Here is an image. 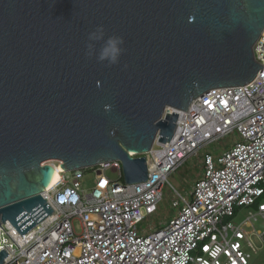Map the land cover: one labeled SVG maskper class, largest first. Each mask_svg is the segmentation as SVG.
<instances>
[{
	"label": "water",
	"instance_id": "95a60500",
	"mask_svg": "<svg viewBox=\"0 0 264 264\" xmlns=\"http://www.w3.org/2000/svg\"><path fill=\"white\" fill-rule=\"evenodd\" d=\"M98 26L123 39L117 64L86 55ZM263 29L264 0H0V227L23 235L52 214L51 160L119 159L126 183L147 180L130 152L172 138L171 108L253 81Z\"/></svg>",
	"mask_w": 264,
	"mask_h": 264
},
{
	"label": "built area",
	"instance_id": "2783aa9c",
	"mask_svg": "<svg viewBox=\"0 0 264 264\" xmlns=\"http://www.w3.org/2000/svg\"><path fill=\"white\" fill-rule=\"evenodd\" d=\"M253 51L263 66L253 81L205 91L189 110L171 108L179 113L172 138L161 142L157 134L150 150L130 152L145 156L147 180L126 183L121 160L111 159L92 165L89 190L81 184L84 167L65 177L62 161L51 160L60 179L43 195L53 212L23 235L9 221L0 227V249L8 252L2 264H249L245 247L264 245V230L248 229L252 218H264V29ZM228 135L229 148L204 154L191 197L169 182L186 159ZM166 183L177 196L174 217L140 232L138 224L158 211ZM254 205L245 220H233L237 208Z\"/></svg>",
	"mask_w": 264,
	"mask_h": 264
},
{
	"label": "rangeland",
	"instance_id": "374dc122",
	"mask_svg": "<svg viewBox=\"0 0 264 264\" xmlns=\"http://www.w3.org/2000/svg\"><path fill=\"white\" fill-rule=\"evenodd\" d=\"M233 140L232 135H228L225 139L221 141L211 142L205 147L200 149L199 157H189L186 161L181 164L175 171L168 175L169 182L184 196L191 197L192 186L197 178L202 174L201 165L203 164L204 154L209 152L214 156L220 155L223 151L229 148ZM95 166V165H94ZM94 166L84 167L85 176L81 180L82 186L87 189H92L95 184V174L93 171ZM74 170L63 171V174L72 177ZM200 174V175H199ZM107 175L111 178H118V172L108 170ZM175 192L171 189L169 183H166L163 188V199L159 203L158 211L151 216H146L139 224L138 230L141 232L144 229L153 226L154 228L165 227L171 218L174 217L177 208L173 207V200L176 199ZM257 211L256 205L254 206H243L242 208H237V212L233 220L236 223H240L245 220L249 215V211ZM253 227H246L250 230L260 229L264 230V218L258 216L257 219H253ZM74 228L77 233L80 232V225L77 220H73ZM258 242V241H257ZM258 242L257 247L246 246L245 248L251 253L249 258V264H264V245Z\"/></svg>",
	"mask_w": 264,
	"mask_h": 264
},
{
	"label": "clouds",
	"instance_id": "9594fccd",
	"mask_svg": "<svg viewBox=\"0 0 264 264\" xmlns=\"http://www.w3.org/2000/svg\"><path fill=\"white\" fill-rule=\"evenodd\" d=\"M89 43L86 45V55L92 57L95 55L98 62H105L109 65H114L119 62V57L122 52L120 47L123 44V39L118 36H110L105 40V34L102 26H98L93 32L88 35ZM103 41L99 52H96L95 44L92 42Z\"/></svg>",
	"mask_w": 264,
	"mask_h": 264
},
{
	"label": "bare ground",
	"instance_id": "6f19581e",
	"mask_svg": "<svg viewBox=\"0 0 264 264\" xmlns=\"http://www.w3.org/2000/svg\"><path fill=\"white\" fill-rule=\"evenodd\" d=\"M58 170L59 169H55L52 180L48 186L49 188L53 187L58 182V180L60 179V173Z\"/></svg>",
	"mask_w": 264,
	"mask_h": 264
}]
</instances>
